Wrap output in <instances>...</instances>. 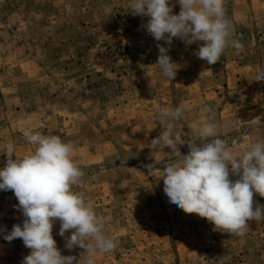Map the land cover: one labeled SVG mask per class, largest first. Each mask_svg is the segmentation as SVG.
Instances as JSON below:
<instances>
[{
	"label": "rangeland",
	"instance_id": "rangeland-1",
	"mask_svg": "<svg viewBox=\"0 0 264 264\" xmlns=\"http://www.w3.org/2000/svg\"><path fill=\"white\" fill-rule=\"evenodd\" d=\"M170 4L178 14L180 5ZM224 9L243 50L228 47L208 65L193 54L204 42L186 47L174 38L169 55L179 70L168 81L156 64L164 41L147 32L149 17L132 14L129 0H0V168L8 144L17 157L34 150L28 130L74 145L84 175L73 191L93 202L117 244L94 264H264V219L249 221L238 237L169 203L160 170L180 157L151 143L164 131L160 107H183L176 131L187 140V126L209 115L205 105L235 154L264 142V81H255L264 68V0H224ZM16 204L12 191H0V227L8 231L24 219ZM257 205L264 197L254 193ZM59 229L57 220L61 254L87 264L88 253L66 249ZM30 251L0 235V264H21Z\"/></svg>",
	"mask_w": 264,
	"mask_h": 264
},
{
	"label": "clouds",
	"instance_id": "clouds-1",
	"mask_svg": "<svg viewBox=\"0 0 264 264\" xmlns=\"http://www.w3.org/2000/svg\"><path fill=\"white\" fill-rule=\"evenodd\" d=\"M129 0L131 13L149 17L147 32L157 43L160 74L168 81L175 79L179 65L169 55L173 39L185 46L198 42L194 55L213 65L220 61L228 47L243 50V44L232 38L230 20L226 18L224 0ZM164 45H168L167 47ZM255 81H264V68L255 75ZM209 115L195 120L187 127L188 139L176 131V121L184 114L181 106L160 107L156 117L164 128L151 143L171 149L179 159L167 162L161 171L163 191L171 204L186 214L205 218L214 231L244 236L251 220L264 219V206L253 208L254 193L264 197V142H252L237 155L219 138L212 108H202ZM26 141L35 148L30 154L14 156L15 147L8 144L7 160L0 168V191H12L18 204L13 207L22 213V224H13L11 231L0 227V235L7 242L21 239L30 253L21 264H80L72 255L64 256L53 238V225L60 222L59 235L65 239L68 250L79 246L88 253L87 264H94L97 253L116 249L114 237L106 236L104 222L97 216L93 202L73 191L84 172L74 161V145L60 137L46 136L28 130ZM193 137L202 142H193ZM187 144L190 151L182 155L179 147ZM149 171L155 165H148ZM238 176V179H230ZM71 230L70 236H65ZM88 241L85 243V241Z\"/></svg>",
	"mask_w": 264,
	"mask_h": 264
}]
</instances>
